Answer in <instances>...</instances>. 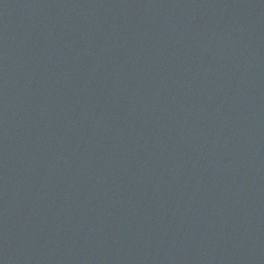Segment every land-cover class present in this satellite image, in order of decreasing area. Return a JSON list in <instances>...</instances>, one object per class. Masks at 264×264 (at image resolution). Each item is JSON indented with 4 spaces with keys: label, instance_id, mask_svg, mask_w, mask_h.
Segmentation results:
<instances>
[{
    "label": "water",
    "instance_id": "95a60500",
    "mask_svg": "<svg viewBox=\"0 0 264 264\" xmlns=\"http://www.w3.org/2000/svg\"><path fill=\"white\" fill-rule=\"evenodd\" d=\"M0 264H264V0H0Z\"/></svg>",
    "mask_w": 264,
    "mask_h": 264
}]
</instances>
